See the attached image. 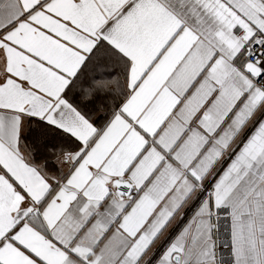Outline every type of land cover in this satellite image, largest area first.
<instances>
[{"label": "snow or ice", "instance_id": "snow-or-ice-1", "mask_svg": "<svg viewBox=\"0 0 264 264\" xmlns=\"http://www.w3.org/2000/svg\"><path fill=\"white\" fill-rule=\"evenodd\" d=\"M0 264H264V0H0Z\"/></svg>", "mask_w": 264, "mask_h": 264}]
</instances>
